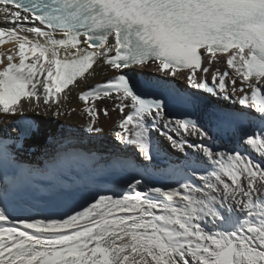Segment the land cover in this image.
I'll return each instance as SVG.
<instances>
[{"label":"snow or ice","instance_id":"1","mask_svg":"<svg viewBox=\"0 0 264 264\" xmlns=\"http://www.w3.org/2000/svg\"><path fill=\"white\" fill-rule=\"evenodd\" d=\"M9 43L0 52V120L37 114L23 119L18 135L55 139L43 118L78 111L63 107L69 86L80 87L93 65H107L117 74L79 94L85 131L102 132L99 115L109 109L95 101L108 98L122 114L117 139L143 161L154 159V131L181 153L194 152L170 169L178 187L133 177L125 192L95 193L86 207L59 216L20 218L0 207V264H264V0H0V46ZM151 66L164 80L236 96L244 108L214 110L217 127L241 125L253 109L259 124L249 121L254 130L218 150L211 126L189 118L200 93L148 99L136 90L129 71ZM174 104L185 111L173 112ZM12 151L0 140L5 201L18 177L40 174L22 168ZM68 158L86 157L65 143L46 167L58 172ZM118 164L135 168L131 160Z\"/></svg>","mask_w":264,"mask_h":264},{"label":"bare ground","instance_id":"2","mask_svg":"<svg viewBox=\"0 0 264 264\" xmlns=\"http://www.w3.org/2000/svg\"><path fill=\"white\" fill-rule=\"evenodd\" d=\"M13 47L11 43L5 44L0 46V52L7 53V50ZM216 67L217 65L214 64L206 77L211 83V74ZM218 67L221 72L226 69L224 64ZM228 71L231 72V70ZM129 73L133 75L137 73L146 79L164 80L160 73L154 71V66L135 72L129 71ZM116 74V71L107 65H93V69H90L89 73L85 74V78H82L83 83L80 80L77 81L80 83V87L69 86L71 91L68 99L64 101L63 107L68 111L72 108H76L78 111L62 118H43L45 120L43 126L55 138L53 140L45 139L43 142L37 143L30 137L25 139L22 146L18 148L17 119H10L6 123L0 120V139L8 141L9 148L13 150V156L17 158L18 164L26 166L29 170L38 169L40 173L33 176L29 172L25 175L27 187H18L16 184L12 189L15 194L10 195L6 201L0 200V207H8L12 216L20 218L30 216L40 218L42 215L52 214L59 216L60 208L65 203L82 204L86 207L95 193L110 195L113 192H125L133 177L141 179L142 183H146L149 187L169 184L178 187L176 182L179 177L173 175L170 169L182 165L185 156L192 154L194 150L186 148L185 152L181 153L172 147L163 136L154 131L152 133L155 148L154 159L150 164L143 161L142 157L134 155L129 150L131 146L126 147L117 139L115 134L120 130L118 124L122 119V114L118 110H112L114 103L111 99L103 98L95 101L98 108L109 109L108 116H104L102 113L99 115L98 126L102 128V132L88 133L85 131L88 117L86 114H81L85 104L78 99L79 94L96 84L104 83ZM164 81L174 82L179 90L201 94L198 97L201 101L198 103V111L202 123L211 126L214 139L210 143H213L220 151L231 150L243 131L254 130V125L249 121L259 124V114L253 109L243 127L235 128L232 134L219 133L213 128L208 114L217 108L239 112L244 106L239 105L236 96L225 99L223 96L207 95L203 90H194L185 80L175 77H168ZM91 103L90 99L89 104ZM128 111L129 109H125V114ZM25 118L34 120L37 119V114L26 112ZM65 143L72 146L75 152L82 153L86 158H68L59 163L60 171H49L46 165L50 156L59 151ZM125 160H131L135 168L119 166L118 162ZM4 183L5 177L0 175V188L4 187ZM28 189L33 195H28ZM18 192L20 195L17 194ZM17 227L25 230L23 225L18 224ZM27 231L31 232L32 230Z\"/></svg>","mask_w":264,"mask_h":264},{"label":"water","instance_id":"3","mask_svg":"<svg viewBox=\"0 0 264 264\" xmlns=\"http://www.w3.org/2000/svg\"><path fill=\"white\" fill-rule=\"evenodd\" d=\"M82 207H84L82 204L65 203L60 208V215L64 212L68 211L70 208H75L76 210H81Z\"/></svg>","mask_w":264,"mask_h":264},{"label":"rangeland","instance_id":"4","mask_svg":"<svg viewBox=\"0 0 264 264\" xmlns=\"http://www.w3.org/2000/svg\"><path fill=\"white\" fill-rule=\"evenodd\" d=\"M220 110H223L222 108H219ZM209 119L211 118V113L208 114ZM135 160V159H134Z\"/></svg>","mask_w":264,"mask_h":264}]
</instances>
